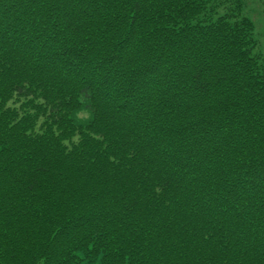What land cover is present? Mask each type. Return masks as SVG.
I'll list each match as a JSON object with an SVG mask.
<instances>
[{
    "label": "trees",
    "instance_id": "obj_1",
    "mask_svg": "<svg viewBox=\"0 0 264 264\" xmlns=\"http://www.w3.org/2000/svg\"><path fill=\"white\" fill-rule=\"evenodd\" d=\"M247 1L0 0V264H264Z\"/></svg>",
    "mask_w": 264,
    "mask_h": 264
},
{
    "label": "rangeland",
    "instance_id": "obj_2",
    "mask_svg": "<svg viewBox=\"0 0 264 264\" xmlns=\"http://www.w3.org/2000/svg\"><path fill=\"white\" fill-rule=\"evenodd\" d=\"M247 4L248 6L246 12L248 11V8L250 9V11H252L251 17H253V19L255 20V32L257 39H259L258 49L261 51L264 58V16H262L264 14V7L262 6L260 0H248ZM83 116H87V114Z\"/></svg>",
    "mask_w": 264,
    "mask_h": 264
}]
</instances>
